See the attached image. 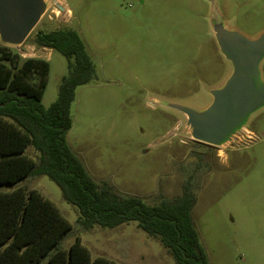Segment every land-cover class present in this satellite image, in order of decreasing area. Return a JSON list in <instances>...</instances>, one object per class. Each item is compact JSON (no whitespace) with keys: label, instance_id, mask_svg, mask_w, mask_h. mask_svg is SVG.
I'll return each instance as SVG.
<instances>
[{"label":"rangeland","instance_id":"obj_1","mask_svg":"<svg viewBox=\"0 0 264 264\" xmlns=\"http://www.w3.org/2000/svg\"><path fill=\"white\" fill-rule=\"evenodd\" d=\"M57 2L22 47H9L13 60L4 59L0 49V62L21 66L29 57L48 60L42 98L48 107L58 98L69 61L56 49L39 47L35 36L64 26L77 30L97 77L77 89L68 142L88 171L150 204L182 195L189 184L197 197L192 218L210 263L264 264V107L247 124L250 136L213 147L194 140L184 115L162 104L203 109L210 103V92L233 70L213 22L223 19L229 28L255 39L264 32V0ZM261 71L264 80V59ZM26 153L36 161L40 157L32 144ZM18 186L41 191L73 224L62 240L64 248L80 236L93 257L120 264H176L162 241L137 221L86 230L78 223L79 209L47 174L29 175L0 190Z\"/></svg>","mask_w":264,"mask_h":264},{"label":"trees","instance_id":"obj_2","mask_svg":"<svg viewBox=\"0 0 264 264\" xmlns=\"http://www.w3.org/2000/svg\"><path fill=\"white\" fill-rule=\"evenodd\" d=\"M34 42L66 56L70 71L62 79L57 100L45 107L48 60L29 57L21 66L0 62V188L19 184L32 174H47L62 189L64 199L79 209L78 223L86 230L137 221L162 241L176 264H211L192 218L197 197L189 184L182 195L150 204L140 195L124 194L95 179L69 144L77 89L97 77L81 34L70 26L40 30ZM0 49L4 59H14L12 48L0 43ZM35 73L38 78L33 80ZM31 144L40 153L37 161L26 153ZM61 211L34 188L0 190V264H120L93 257L80 236L64 248L62 240L73 224Z\"/></svg>","mask_w":264,"mask_h":264},{"label":"water","instance_id":"obj_3","mask_svg":"<svg viewBox=\"0 0 264 264\" xmlns=\"http://www.w3.org/2000/svg\"><path fill=\"white\" fill-rule=\"evenodd\" d=\"M57 0H0V43L19 48ZM63 8V6H60ZM221 52L232 62V72L223 85L210 93L203 109L177 102H164L185 117L188 134L196 141L215 147L231 145L251 131V116L264 107V32L255 39L229 28L223 19L213 22Z\"/></svg>","mask_w":264,"mask_h":264},{"label":"crops","instance_id":"obj_4","mask_svg":"<svg viewBox=\"0 0 264 264\" xmlns=\"http://www.w3.org/2000/svg\"><path fill=\"white\" fill-rule=\"evenodd\" d=\"M63 2H64V0H62ZM68 8V7H67ZM70 10H71V12H72V9L71 8H69ZM44 48H47V47H44Z\"/></svg>","mask_w":264,"mask_h":264},{"label":"built area","instance_id":"obj_5","mask_svg":"<svg viewBox=\"0 0 264 264\" xmlns=\"http://www.w3.org/2000/svg\"><path fill=\"white\" fill-rule=\"evenodd\" d=\"M58 11H60L61 12V10L59 9ZM56 13H58V12H56ZM58 15V14H57ZM250 136V135H249Z\"/></svg>","mask_w":264,"mask_h":264},{"label":"flooded vegetation","instance_id":"obj_6","mask_svg":"<svg viewBox=\"0 0 264 264\" xmlns=\"http://www.w3.org/2000/svg\"><path fill=\"white\" fill-rule=\"evenodd\" d=\"M212 145V144H211ZM214 147V146H213Z\"/></svg>","mask_w":264,"mask_h":264},{"label":"bare ground","instance_id":"obj_7","mask_svg":"<svg viewBox=\"0 0 264 264\" xmlns=\"http://www.w3.org/2000/svg\"><path fill=\"white\" fill-rule=\"evenodd\" d=\"M58 14V13H57Z\"/></svg>","mask_w":264,"mask_h":264}]
</instances>
